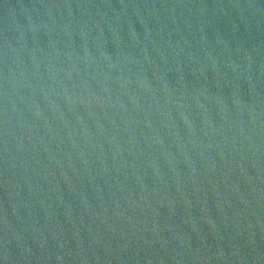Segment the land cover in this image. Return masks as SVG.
<instances>
[{"label": "water", "instance_id": "obj_1", "mask_svg": "<svg viewBox=\"0 0 264 264\" xmlns=\"http://www.w3.org/2000/svg\"><path fill=\"white\" fill-rule=\"evenodd\" d=\"M0 264H264V0H0Z\"/></svg>", "mask_w": 264, "mask_h": 264}]
</instances>
